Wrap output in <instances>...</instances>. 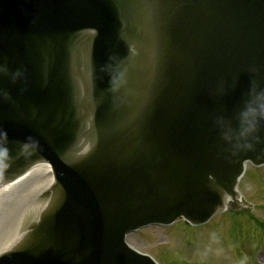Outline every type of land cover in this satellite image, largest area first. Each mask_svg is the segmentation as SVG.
Listing matches in <instances>:
<instances>
[{
	"label": "water",
	"instance_id": "1",
	"mask_svg": "<svg viewBox=\"0 0 264 264\" xmlns=\"http://www.w3.org/2000/svg\"><path fill=\"white\" fill-rule=\"evenodd\" d=\"M0 64V183L56 177L0 264H157L129 232L206 221L264 161L215 124L264 85V0H0Z\"/></svg>",
	"mask_w": 264,
	"mask_h": 264
},
{
	"label": "rangeland",
	"instance_id": "2",
	"mask_svg": "<svg viewBox=\"0 0 264 264\" xmlns=\"http://www.w3.org/2000/svg\"><path fill=\"white\" fill-rule=\"evenodd\" d=\"M239 189L254 204L250 213L225 212L197 229L184 221L151 226L131 233L128 240L165 264H264V168L255 171L249 165Z\"/></svg>",
	"mask_w": 264,
	"mask_h": 264
},
{
	"label": "clouds",
	"instance_id": "3",
	"mask_svg": "<svg viewBox=\"0 0 264 264\" xmlns=\"http://www.w3.org/2000/svg\"><path fill=\"white\" fill-rule=\"evenodd\" d=\"M249 71L258 73L259 68L252 65ZM8 72V67L0 64V75H5ZM23 76L24 72L20 68L11 73V79L14 83L23 78ZM222 92L223 90L221 89ZM0 97L10 98V93L0 88ZM215 124L221 139L230 145L234 152L253 151L258 145L264 144V135H262V132H264V85L258 79H252L244 106L238 112L235 123L221 115L216 118ZM0 137L6 138L7 131L0 130ZM31 139L29 137V140ZM6 155V150L0 152V163L5 162L3 157Z\"/></svg>",
	"mask_w": 264,
	"mask_h": 264
},
{
	"label": "bare ground",
	"instance_id": "4",
	"mask_svg": "<svg viewBox=\"0 0 264 264\" xmlns=\"http://www.w3.org/2000/svg\"><path fill=\"white\" fill-rule=\"evenodd\" d=\"M39 169L32 168L16 180L0 186V252L21 234V224L27 211L35 207L33 197L52 181L51 175L46 172L31 178Z\"/></svg>",
	"mask_w": 264,
	"mask_h": 264
}]
</instances>
